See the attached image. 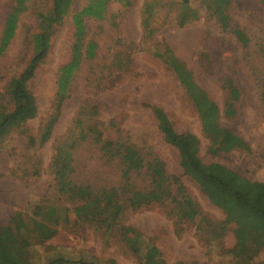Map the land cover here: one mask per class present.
<instances>
[{"label": "rangeland", "instance_id": "obj_1", "mask_svg": "<svg viewBox=\"0 0 264 264\" xmlns=\"http://www.w3.org/2000/svg\"><path fill=\"white\" fill-rule=\"evenodd\" d=\"M136 1L125 9L112 0L104 21L85 18V42L96 41L97 51L92 58L83 56L65 95L57 93L58 71L69 61L76 39L72 16L88 0H74L70 13L54 24L50 53L28 83L37 115L0 140V264L35 260L7 227L15 211L22 212L32 225L34 217L55 221L57 214L54 220L47 218L55 207L62 217L64 205L73 206L58 193L54 181L57 148L72 144L75 172L70 179L94 189L115 186L121 197L105 214H90L87 221L76 222L70 214L69 223L55 225L58 232L46 245L65 246L68 253L84 252L100 260L114 259L117 264H140L139 255L119 230L120 225H129L169 263L237 264L238 258L229 252L237 243L236 225L228 224L220 235L218 227L225 222V213L186 172V162L166 141L153 106L164 109L175 130L187 135L193 154L201 161L219 162L243 177L264 181V0H218V12L226 7L229 19H218L206 10L194 19L190 9L180 23L182 13L188 7L200 8L201 0ZM148 3L156 11L153 23L157 28L152 38L145 39L141 12ZM14 4L15 0H0V36ZM26 4L16 34L0 58L1 92L31 57L30 34L43 26V14L50 10L52 0H27ZM171 54L185 63L194 81L216 102L221 125L244 146L222 149L212 145L195 104L169 62ZM55 116L49 139L41 143L44 126ZM95 122L109 144L95 142L90 130ZM121 142L131 146L130 160L143 161L129 181L123 173L125 157L107 160L103 156L104 149H116ZM156 161L167 173L179 176L172 196L139 208L125 207L119 223L107 229L124 200H133L138 189L152 188L148 173ZM38 204L45 207L35 216ZM35 248L39 257L43 247ZM146 249L143 244L141 250ZM255 261L264 263V249Z\"/></svg>", "mask_w": 264, "mask_h": 264}, {"label": "trees", "instance_id": "obj_2", "mask_svg": "<svg viewBox=\"0 0 264 264\" xmlns=\"http://www.w3.org/2000/svg\"><path fill=\"white\" fill-rule=\"evenodd\" d=\"M27 0H15L14 7L8 14L0 36V58L7 50L13 40L18 27L21 13L27 10ZM74 0H52V6L48 13L43 14V26L30 34L32 43V54L23 69L12 77L5 92L0 91V140H4L13 130L20 128L27 120L37 115L38 107L34 93L29 88L31 80L37 69L45 63L51 49V31L54 24L59 23L70 13ZM112 0H88L86 5L73 14L75 25V42L72 54L67 63L62 65L58 71L57 93L65 95L69 90L75 71L79 68L82 58L95 56L97 43L93 39L85 42L87 35L86 17H93L96 20L104 21L109 14V7ZM95 5H99L97 8ZM218 0H201V7H188L179 17L178 23L186 18L190 9L195 13V18L200 16L201 10H206L213 17H223L229 19L228 10L224 7L223 12L217 10ZM228 8H230L228 6ZM221 13V14H220ZM224 14V15H223ZM153 3L145 4L141 12V25L145 39H150L155 35L156 25H154ZM222 25V23H221ZM240 35V33H239ZM243 36V35H242ZM240 36V37H242ZM244 37V36H243ZM170 64L175 73L184 85L187 94L195 104L202 122L205 135L210 139L212 145L222 149H230L234 146H244V142L234 139L233 133L228 128L221 125L219 121V108L193 79L192 72L185 63L175 55L170 56ZM10 106V108H8ZM8 108V109H7ZM153 111L158 119L159 128L164 133L167 142L175 146L180 156L186 162V172L199 184L201 190L207 195L209 200L217 207L221 208L226 215L224 223H220V235L227 229V225H236L234 232L237 239L236 245L229 252L238 258L237 264H264L255 261L258 254L264 249V181L251 180L241 176L235 170L219 163H205L192 152L189 139L186 134L175 130L173 123L167 116L164 109L153 106ZM94 113V111H92ZM91 119V118H90ZM56 116L51 118L44 126L41 133V143L46 142L53 130ZM91 121V120H90ZM98 123H91L90 130L95 142L109 144L103 137V132L98 129ZM34 141L33 137H30ZM238 142V143H237ZM127 144V143H126ZM125 143H116L118 147L104 149L103 156L111 160L115 155L125 157L124 177L127 181L131 179L133 171L138 172L143 167V161H132L128 155L131 146ZM72 145H61L57 148V161L55 169V188L58 193L73 206L64 205L65 214L58 215V207L47 212V218L56 220L51 223L48 219L34 217L32 225H29L22 212L15 211L7 226L14 236L21 242L23 250L29 258H34L32 264H117L114 259L100 260L84 252L76 254L68 253L65 246L46 245V241L52 239L58 232L55 226L59 222L69 223L70 214L76 217L77 221H87L90 214H105L113 204L120 200V191L117 187H102L94 189L89 184L74 183L70 177L75 172ZM127 158L130 161H127ZM140 164V165H139ZM148 173L152 178V188L148 191L137 190L133 200H124L119 205L116 216L111 217L106 228L112 229L116 226L122 216L125 207L139 208L144 204H150L157 199L169 198L172 196V185L179 182V176L167 173L165 166L156 161L151 166ZM43 204L35 207L34 215L42 214ZM190 217L188 213L184 214ZM183 215V216H184ZM194 217V215H192ZM119 230L127 241L131 249L140 257V264H187L183 261L173 263L167 262L160 250L153 244H149L143 238L142 233L129 225H120ZM146 244L147 249L142 251V245ZM35 246H42L43 253L38 257ZM37 259H36V256ZM43 256V258H42Z\"/></svg>", "mask_w": 264, "mask_h": 264}, {"label": "crops", "instance_id": "obj_3", "mask_svg": "<svg viewBox=\"0 0 264 264\" xmlns=\"http://www.w3.org/2000/svg\"><path fill=\"white\" fill-rule=\"evenodd\" d=\"M117 1H119L121 6H124L125 9H127L130 6H133L135 4L134 2H137L136 0H117ZM110 6H111V4H110ZM141 27H142V25H141Z\"/></svg>", "mask_w": 264, "mask_h": 264}]
</instances>
